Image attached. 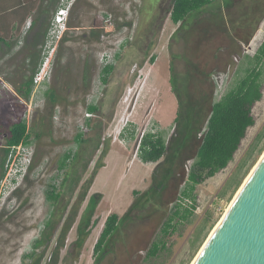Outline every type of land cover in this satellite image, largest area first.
Instances as JSON below:
<instances>
[{"label":"rangeland","instance_id":"1","mask_svg":"<svg viewBox=\"0 0 264 264\" xmlns=\"http://www.w3.org/2000/svg\"><path fill=\"white\" fill-rule=\"evenodd\" d=\"M222 2H217L221 7L215 12L214 8L206 9L190 26L180 28L177 36H172L179 25L169 18L172 0H0V35L8 43H0V120L8 123L25 119L33 140L27 146H17L3 164L0 264H22L31 241L39 235L45 220L51 218L52 224L45 231L52 233V241L40 264L47 263L62 222L77 206L81 185L89 178L104 148L106 153L112 149L108 162L112 172L109 183L103 186L99 178L94 190H103L112 199L116 195L134 199L130 187H143L145 174L138 162L127 168L125 161L137 155L143 132L163 129L168 139L174 130L177 101L169 85L170 53L179 72H194L181 53L190 59L192 54L198 59L191 60L200 66L202 63V70L210 71L208 75L195 71L190 85L197 97H203L205 109L212 97L219 98L244 74L248 57L264 39V17L248 44L218 34L210 37L212 42L199 52L185 51L192 47L193 42H184L192 30L208 33L225 17ZM63 8L66 11L62 22H57L56 14ZM151 55H155L152 63ZM36 62H40L38 70L47 71V77L34 83L29 99L24 100L16 88L28 78ZM107 63H112L113 69L103 82L101 69ZM48 88L54 89V101L45 93ZM89 104L96 105L97 110L89 112ZM252 112L255 124L248 128L234 158L226 168L196 186L193 214L187 220L173 222L174 230L165 238V248L155 256H147L151 242L160 235L170 204H165V212L144 213L114 235L112 250L104 255L107 264H191L195 260L264 154L261 140L240 166L256 143V136L264 130V88ZM87 119L99 127L93 138H86L90 130ZM77 132L83 133L85 142H76ZM132 132L134 138H130ZM3 147L0 131V163ZM70 148L78 152V157L66 171L70 178L79 175L81 179L73 193L64 184L58 202L51 205L44 189L55 179V183H60L66 172L58 171V160ZM22 150L24 155L20 156ZM105 156L101 158L103 164ZM13 177L18 187L4 204L13 188ZM240 178L241 184L235 188ZM89 193L90 190L78 206L57 264L93 263V245L102 228V212L95 209V223L90 224L82 247L73 245ZM184 203L189 204L186 200Z\"/></svg>","mask_w":264,"mask_h":264},{"label":"trees","instance_id":"2","mask_svg":"<svg viewBox=\"0 0 264 264\" xmlns=\"http://www.w3.org/2000/svg\"><path fill=\"white\" fill-rule=\"evenodd\" d=\"M218 1L172 0L168 12L169 18L174 24H179L172 36H177L180 28L190 26L193 20L206 9L214 8L212 12H215L221 7L217 3ZM222 8H224L225 17H222L223 19L213 28L216 31L205 32L204 35L201 34L203 31L192 30V33L184 39L185 44L189 41L193 42L192 47L185 48L187 53L194 50L199 52L212 42L210 37L213 39L218 34H223V37L231 36L248 44L264 17V0H223ZM220 26H223L222 30L218 29ZM1 42L8 45L4 37L0 35ZM169 56V85L177 101L173 119L174 130L168 139L163 129L143 132L138 143L137 156L142 162L154 163L150 184L142 192L133 190L134 199L121 216L116 213L107 215L93 245L94 260L92 264H107L104 255L112 250L114 235L116 236L125 226L133 224L144 213L147 215L153 211L161 210L165 212V204H170L167 217L160 227V235L151 242L147 256H155L159 250L164 249L165 238L174 230L173 222L187 220L193 214L196 202L194 193L196 186L228 166L246 136L248 128L255 124L252 110L254 104L262 98L264 88V39L253 56L248 57L244 74L219 98L212 97L206 109L202 103L203 97H197L190 85L195 71L201 72L203 75L210 74V71L202 70V63L201 66L196 63L195 60L198 58L192 54L190 55L191 59L195 60H191L181 53L180 56H183L182 58L188 62L194 72H179L173 66L174 55L170 53ZM154 58L155 55H151L149 61L152 63ZM39 63L36 62L28 78L16 88V92L24 100H28L30 97L34 86L33 76L38 70ZM112 69V63L103 65L101 69L103 82L107 81L106 76ZM45 93L50 95L52 101L55 100L54 89L48 88ZM87 110L94 112L97 107L94 104H89ZM90 120L87 119L86 121L90 127L86 138H93L98 133L99 127H96L95 124L92 125ZM0 131L4 136L3 157L0 163V177H2L5 173L3 164L7 156L13 153L17 146H27L33 140L25 119L8 123H3L0 120ZM119 135L122 137L124 132L121 131ZM134 136V132H132L130 138H134ZM263 137L264 130L256 136V143L240 166L246 163L261 140H263L262 147L264 146ZM86 138H83L82 132H77L75 136L78 144L85 142ZM105 154L106 148L101 151L99 161L92 169L89 178L81 185L82 189L79 193L77 206L69 211L62 222L55 240V246L52 248L46 264L58 263L60 249L64 246L66 234L75 221L78 206L86 198L98 168L104 165L101 158ZM77 157L78 152L70 148L59 158L58 171L65 170L66 173L59 184L55 183L54 177L55 180L48 182L44 189L45 199L51 205L58 202L64 184L69 185L68 188L72 193L75 191L81 177L78 175L70 178L66 168ZM240 180L241 178L236 181L235 188L241 184ZM101 197V193L94 192L87 198L76 227L77 237L73 241V245L78 249L82 247L89 234L90 224L95 223V220L92 222V216ZM184 200L189 204L184 203ZM51 224L52 219L47 218L39 235L31 241L29 251L23 254L22 264L41 263L52 241V233L49 234L48 231H45V228L50 227Z\"/></svg>","mask_w":264,"mask_h":264},{"label":"water","instance_id":"3","mask_svg":"<svg viewBox=\"0 0 264 264\" xmlns=\"http://www.w3.org/2000/svg\"><path fill=\"white\" fill-rule=\"evenodd\" d=\"M193 264H264V154Z\"/></svg>","mask_w":264,"mask_h":264},{"label":"crops","instance_id":"4","mask_svg":"<svg viewBox=\"0 0 264 264\" xmlns=\"http://www.w3.org/2000/svg\"><path fill=\"white\" fill-rule=\"evenodd\" d=\"M112 150V149H111ZM111 150L109 149V152L106 153V156L104 158V165L101 166L100 168H98L95 177L93 179V182L89 188L90 193L92 194L94 192H99L101 193L102 197L99 201V203L96 206V211L98 212H102V214L100 215L102 218V225L103 222L105 220V218L107 217V215H109L110 213H116L119 216H121L126 210L127 208L130 206L131 202L133 201V198L131 197L129 200L126 199H121V197H119V195H116V197L112 198H108L107 195L105 194V192L103 190H94V185L97 182V180L100 178V183L104 186L105 184L109 183V179H110V175L112 172V169L109 167V158L111 157ZM121 155L118 157L120 159ZM134 162H138L140 169L143 171V174H145V177L143 178V187H130L131 193H133V190H145L147 189V187L150 184L151 181V174H152V170L154 167V163L153 162H142L137 155L133 156L129 161L126 160V167L129 168V166L131 164H133ZM146 165V166H144ZM141 180V178H139V181ZM104 202L105 205L103 204ZM103 209L101 210V206H103Z\"/></svg>","mask_w":264,"mask_h":264},{"label":"built area","instance_id":"5","mask_svg":"<svg viewBox=\"0 0 264 264\" xmlns=\"http://www.w3.org/2000/svg\"><path fill=\"white\" fill-rule=\"evenodd\" d=\"M63 12H64V8L63 9H60L59 13L56 14L57 22H60L61 21V17L63 15ZM46 77H47V71L46 70L39 69V70H37L35 72V74L33 76V82L35 84H39L42 81H44ZM13 180H14V177L11 178L10 181L13 183Z\"/></svg>","mask_w":264,"mask_h":264},{"label":"clouds","instance_id":"6","mask_svg":"<svg viewBox=\"0 0 264 264\" xmlns=\"http://www.w3.org/2000/svg\"><path fill=\"white\" fill-rule=\"evenodd\" d=\"M65 11H66V9H64V12H65ZM64 12H63V13H64ZM19 154H20V156H23V155H24V151L22 150V152H20ZM19 173H20V172H19ZM19 173H18V175H19ZM13 183H14L13 188L11 189V191L9 192V194L5 197V199H6L7 201H5L4 204H6L8 201L11 200L10 197H11V196L13 197L14 191H15L16 188L18 187V184H15V181H14V180H13Z\"/></svg>","mask_w":264,"mask_h":264},{"label":"bare ground","instance_id":"7","mask_svg":"<svg viewBox=\"0 0 264 264\" xmlns=\"http://www.w3.org/2000/svg\"><path fill=\"white\" fill-rule=\"evenodd\" d=\"M261 157H262V156H261ZM259 160H260V159H259ZM257 163H258V162H257ZM257 163L255 164V166L257 165ZM255 166L253 167V169L255 168ZM253 169L251 170V172L249 173V175L245 178V181L243 182V184L247 181V179H248V177L251 175ZM243 184H242V185H243ZM242 185L240 186L239 190L241 189ZM239 190H238V192H239ZM238 192H237V193H238ZM236 195H237V194H236ZM236 195H235V196H236ZM234 198H235V197H234ZM234 198H233V199H234ZM232 201H233V200H232ZM231 203H232V202H231ZM231 203H230V205H231ZM229 207H230V206H229ZM229 207L227 208V210L229 209ZM227 210H226V211H227ZM225 213H226V212H225ZM224 215H225V214H224ZM224 215L221 217V219L219 220V222L217 223V225L215 226V228L219 225V223H220L221 220L223 219ZM215 228H214V229H215ZM214 229H213V231H214ZM213 231H212V232H213ZM210 235H211V234H210ZM208 238H209V237H208ZM207 240H208V239H207ZM206 242H207V241H206ZM206 242H205V243H206ZM204 245H205V244H204ZM204 245H203V246H204ZM201 249H202V248H201ZM194 261H195V260H193V262H194ZM193 262H192L191 264H193Z\"/></svg>","mask_w":264,"mask_h":264},{"label":"flooded vegetation","instance_id":"8","mask_svg":"<svg viewBox=\"0 0 264 264\" xmlns=\"http://www.w3.org/2000/svg\"><path fill=\"white\" fill-rule=\"evenodd\" d=\"M62 22V21H61Z\"/></svg>","mask_w":264,"mask_h":264}]
</instances>
